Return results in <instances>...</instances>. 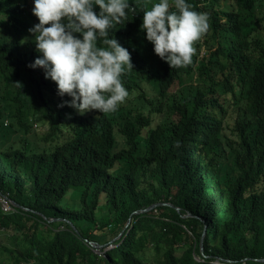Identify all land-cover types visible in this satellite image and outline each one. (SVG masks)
Returning <instances> with one entry per match:
<instances>
[{"label": "trees", "instance_id": "trees-1", "mask_svg": "<svg viewBox=\"0 0 264 264\" xmlns=\"http://www.w3.org/2000/svg\"><path fill=\"white\" fill-rule=\"evenodd\" d=\"M158 2L128 0L135 11L109 31L134 65L125 102L81 115L29 67L42 57L34 0H0V196L18 205L0 208V229L26 242L1 248L11 264H148L159 244L156 264H264V0H186L210 28L192 64L173 69L141 28ZM155 203L168 205L142 211ZM128 218L96 254L88 242H110Z\"/></svg>", "mask_w": 264, "mask_h": 264}, {"label": "clouds", "instance_id": "clouds-1", "mask_svg": "<svg viewBox=\"0 0 264 264\" xmlns=\"http://www.w3.org/2000/svg\"><path fill=\"white\" fill-rule=\"evenodd\" d=\"M173 4L176 10L170 11L169 0H159L144 11L141 25L155 54L171 69L192 64L195 45L210 28L207 13L193 10L186 0H173ZM94 6H99L98 14ZM130 8L128 0H34L32 11L39 23L29 32L42 57L29 67L44 69L45 79L56 83L58 95L71 97L59 107L67 105L81 115L92 110L111 113L125 102L129 92L121 77L134 65L130 52L109 31ZM32 126L37 127L35 121ZM221 261L214 263H226Z\"/></svg>", "mask_w": 264, "mask_h": 264}, {"label": "rangeland", "instance_id": "rangeland-1", "mask_svg": "<svg viewBox=\"0 0 264 264\" xmlns=\"http://www.w3.org/2000/svg\"><path fill=\"white\" fill-rule=\"evenodd\" d=\"M7 104H8V110L13 112L14 108H15V104L13 102H11L10 99L7 100ZM32 113H34L35 116H32V115L29 114L28 115V119H32V120L35 121V123L37 124V127L34 128V129H36L35 133L39 137H42L47 132V128L43 125V120L41 118V111L32 109ZM12 134L15 136L14 133H12ZM168 212H169V210H167V209L163 210V213H168ZM153 214L155 216H159L160 215L157 211H154ZM98 216H99V214H98ZM44 228H45V224H40L38 226V231H41V233H39V235H41V236H43L45 238L46 236H49L50 233H49V231L44 230ZM117 235H115L114 237H116ZM24 246H26V242L24 241V239H23V237H22V235L20 233H14V232H12V231H10L8 229H6V230L5 229L4 230L0 229V262L2 264H11V262H10L8 256L4 252L1 251L2 250L1 248L5 247V248H9V249H18V248L20 249V248H23ZM184 246L185 245H183L182 247H184ZM159 248H160L159 252H156L154 249H152V246H149L145 250V254L142 257V260L144 262L148 263V264H156L157 261L159 260V258H161L160 254L163 251V248L161 247V244H159ZM180 253H181V251L178 250V251H176L175 254H176V256H179ZM193 258L196 261H200L199 257L196 256V254L193 255Z\"/></svg>", "mask_w": 264, "mask_h": 264}, {"label": "water", "instance_id": "water-1", "mask_svg": "<svg viewBox=\"0 0 264 264\" xmlns=\"http://www.w3.org/2000/svg\"><path fill=\"white\" fill-rule=\"evenodd\" d=\"M13 205H14V206H18L16 203H13ZM158 205H168V204H167V203H155V204L150 205L149 207H147L146 209H144V210H142V211H148V212H149V211L153 210L155 207H157ZM134 213H135V212H134ZM55 220H59V219L57 218V219H55ZM129 222H130V218L127 219V221H126V223H125L123 229L118 233V235H117L116 237H114L113 239L110 240V243H113L114 241H116L117 239H119V238L122 236L124 230L128 227ZM73 229H74V227H73ZM204 232H205V228L203 229L202 235H204ZM202 239H203V238L201 237L200 240H199L200 251H202ZM105 245H106V244L100 245V244H96L95 242H91V241L89 242V246H90L95 252H97V249H99V248H103ZM259 261L262 262V263H264V259H261V260H259Z\"/></svg>", "mask_w": 264, "mask_h": 264}, {"label": "built area", "instance_id": "built-area-1", "mask_svg": "<svg viewBox=\"0 0 264 264\" xmlns=\"http://www.w3.org/2000/svg\"><path fill=\"white\" fill-rule=\"evenodd\" d=\"M12 206H13V202L10 199H8L5 196H0V208L2 212L4 213L10 212L12 210ZM113 246L114 245L112 244H108L105 248L97 249V252H95L94 250L93 251L99 255H102L104 251L113 248Z\"/></svg>", "mask_w": 264, "mask_h": 264}]
</instances>
